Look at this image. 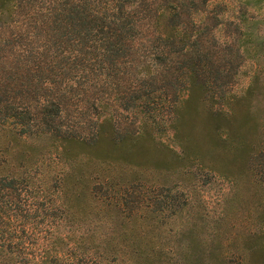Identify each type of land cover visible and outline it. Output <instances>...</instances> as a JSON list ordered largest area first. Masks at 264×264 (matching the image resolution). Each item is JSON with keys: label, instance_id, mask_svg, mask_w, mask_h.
<instances>
[{"label": "trees", "instance_id": "1", "mask_svg": "<svg viewBox=\"0 0 264 264\" xmlns=\"http://www.w3.org/2000/svg\"><path fill=\"white\" fill-rule=\"evenodd\" d=\"M234 1L225 16L226 0H0V264H62L77 250L60 229L78 216L67 182L102 134L113 147L161 131L174 143L192 89L230 120L264 88V0ZM247 56L258 62L235 90ZM250 157L256 224L240 264H264V136ZM78 249L66 264H93Z\"/></svg>", "mask_w": 264, "mask_h": 264}, {"label": "rangeland", "instance_id": "2", "mask_svg": "<svg viewBox=\"0 0 264 264\" xmlns=\"http://www.w3.org/2000/svg\"><path fill=\"white\" fill-rule=\"evenodd\" d=\"M226 1L225 16L235 3ZM257 30L264 34V19ZM257 62L245 58L235 90L247 85ZM256 86L230 120L211 114L201 89H192L180 106L174 143L161 131L113 147L102 134L96 156L82 158L86 174L68 179V204L78 216L61 225L70 236L63 245L80 242L96 264H240L242 237L255 229L257 212L248 166L264 136V88ZM78 248L59 263H72Z\"/></svg>", "mask_w": 264, "mask_h": 264}]
</instances>
